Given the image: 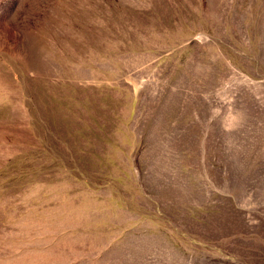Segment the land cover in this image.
<instances>
[{"label":"rangeland","instance_id":"374dc122","mask_svg":"<svg viewBox=\"0 0 264 264\" xmlns=\"http://www.w3.org/2000/svg\"><path fill=\"white\" fill-rule=\"evenodd\" d=\"M0 264H264V0H0Z\"/></svg>","mask_w":264,"mask_h":264}]
</instances>
